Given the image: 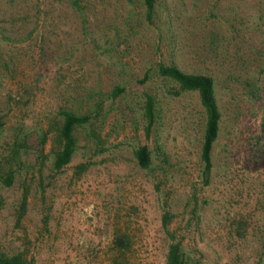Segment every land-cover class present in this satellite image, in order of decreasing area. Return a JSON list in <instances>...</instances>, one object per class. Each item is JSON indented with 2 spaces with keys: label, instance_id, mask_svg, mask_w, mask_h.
<instances>
[{
  "label": "rangeland",
  "instance_id": "rangeland-1",
  "mask_svg": "<svg viewBox=\"0 0 264 264\" xmlns=\"http://www.w3.org/2000/svg\"><path fill=\"white\" fill-rule=\"evenodd\" d=\"M0 28V161L16 167L12 184L0 181V252L36 264H164L167 212L187 264H264V0H156L150 20L143 0H0ZM158 63L214 77L222 123L208 183L198 94H173ZM60 106L91 119L52 171ZM15 137L26 139L21 159L9 157ZM142 143L150 169L133 154ZM115 233L127 234L126 249Z\"/></svg>",
  "mask_w": 264,
  "mask_h": 264
},
{
  "label": "trees",
  "instance_id": "trees-1",
  "mask_svg": "<svg viewBox=\"0 0 264 264\" xmlns=\"http://www.w3.org/2000/svg\"><path fill=\"white\" fill-rule=\"evenodd\" d=\"M146 17L150 20L155 11L156 0H143ZM1 30V28H0ZM156 72L164 78L174 83L175 88L171 90L173 94H178L181 91H195L198 94L199 102L204 112V129L200 145V176L202 182L208 183L211 179L213 165V148L219 136V131L222 123V111L220 109L216 91L215 81L212 74L202 71H185L175 64L158 63ZM122 90V87L115 85L113 88V95ZM155 99L153 96L147 94L144 104V113L147 118L146 132L149 133L150 127L155 119ZM59 120L56 128L52 131L50 136L51 145L50 152L51 170H60L67 164L76 151L77 148V133L79 126L88 123L91 119L90 113L80 109H75L69 106H60L58 109ZM5 122L0 116V129L3 128ZM37 141L40 144L36 158L43 155V144L46 141V133L37 134ZM26 139L15 137L10 146L9 157L18 159L21 155V148L25 147ZM134 157L138 165L143 169H150L152 167V149L146 144L142 143L136 146L133 150ZM88 163H77L76 171L80 172L86 169ZM14 168L10 164L7 168L1 165L0 161V181L3 184L10 185L14 180ZM26 195L23 194L20 207L22 212L26 208ZM168 213L164 212L162 216V224L165 228L168 243L165 252L164 264H187V254L183 249L182 242L172 236L170 229L167 227ZM130 239L125 233H115L112 238L113 245L119 249H126L129 245ZM115 264L120 263L117 257L114 260ZM0 264H36L35 258L25 255L22 251L13 253L0 252Z\"/></svg>",
  "mask_w": 264,
  "mask_h": 264
}]
</instances>
